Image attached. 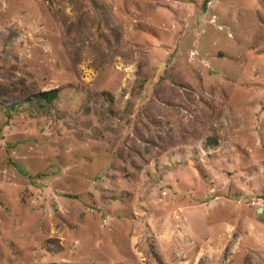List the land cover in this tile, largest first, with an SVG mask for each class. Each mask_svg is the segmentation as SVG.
I'll return each instance as SVG.
<instances>
[{
    "label": "rangeland",
    "instance_id": "374dc122",
    "mask_svg": "<svg viewBox=\"0 0 264 264\" xmlns=\"http://www.w3.org/2000/svg\"><path fill=\"white\" fill-rule=\"evenodd\" d=\"M20 79L0 264H264V0H0Z\"/></svg>",
    "mask_w": 264,
    "mask_h": 264
},
{
    "label": "trees",
    "instance_id": "16d2710c",
    "mask_svg": "<svg viewBox=\"0 0 264 264\" xmlns=\"http://www.w3.org/2000/svg\"><path fill=\"white\" fill-rule=\"evenodd\" d=\"M62 89L41 90L35 83L27 84L24 79L13 82L12 86L0 84V101L5 99H17V103L8 105L0 109L8 118L22 112L51 113L54 105L61 99ZM98 96H105L107 100H111V94L108 91L100 92ZM216 143V139H210ZM49 242L56 240L50 239Z\"/></svg>",
    "mask_w": 264,
    "mask_h": 264
}]
</instances>
